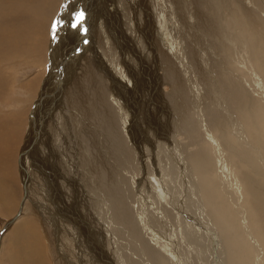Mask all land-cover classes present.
<instances>
[{"label":"rangeland","instance_id":"rangeland-1","mask_svg":"<svg viewBox=\"0 0 264 264\" xmlns=\"http://www.w3.org/2000/svg\"><path fill=\"white\" fill-rule=\"evenodd\" d=\"M90 1L91 0H84L83 2H85V5H89L88 3H90ZM249 1L250 0H227V6H222V10L223 12H225L221 14L225 18L224 21H227V15L228 13H230L231 15H233V18L237 22L236 24L230 23L227 26L228 35H226V37L229 38V41H232V39L240 40V36L239 39L235 38L236 35L240 34V31L244 32L243 38L247 37L248 33H255V30L251 28V24H253L251 21H254L253 19L255 18L252 17L253 19H250V16L245 15L242 10L250 8L253 9L255 13L257 12L256 14H260V12L257 9H254L256 8L255 6L257 4H254L252 0L251 2ZM133 2L135 6L130 9L129 5ZM159 2L160 0H94V5L91 6L90 10L92 11L90 30L88 29L87 33L89 34V43L91 45L93 44L95 48L96 56L94 53H91L92 56H90L91 54L89 50L91 47L88 46V44L86 45L87 49H85L86 47H82L84 50L81 48L82 52L81 50H77L79 49L78 45L81 46V44H83V41L80 42L82 39L80 40L79 38L82 35L86 38V36H84L86 33L83 30L82 25L78 26L77 29H73V31L70 30V24L68 23V21L72 19L71 13L73 11H78V2L76 0H30L29 4L25 7H30L31 10H24L26 14L29 15L28 18L19 17V20H17L19 14L16 12L12 16L15 21L9 20V23H5L6 26H3L4 24H0V62L1 64L4 61L11 63L10 65L0 67V74L2 73L3 75H0V78H3L0 79V86L3 85L0 87V104H2L0 105V113H2L0 114V124L3 125L2 134L0 130V138L2 140L0 141V145L2 146V149L0 151V192L2 191L0 193V229L8 223V226L5 227L0 236V264H30V259L25 254V251L21 249L35 243V240H32L33 237L31 236L32 228L38 235L37 239L42 243L41 249L43 250V257L46 260L45 264H63V262H60L58 260L59 254L63 253L65 249H67L68 251L67 254H71L73 250L77 248L74 247V242L72 240L74 233H81L84 224L88 225V231L90 230L91 233L94 220H101V226H104L105 228L103 233L97 225L98 229L100 230L98 232V234H100V237L97 234V236H94L92 238L91 242L99 246L96 254L93 252V250L82 249L78 251V254H76L77 256L75 255V258L73 260H67L69 261L68 264H80L79 252H83V254L85 255L91 254L89 256H86V259H92V262L98 261L101 264H108L107 262L112 263L119 258L124 262V264H148V259L153 264V259L148 254V251L152 252L151 248L156 250L160 247L162 248L161 255H163L165 258H168L171 264H177L176 257L170 253L176 250V244L180 247V250L181 247H185L183 246L185 245V242L182 241V244V239H180V236L182 234L181 232L184 229L181 228V219L174 213V209H176V206L171 204L169 194H167L168 197H166L165 193H167V190H165V184H167V182L155 181L154 176L158 173L155 170V163L152 160L151 152H154L156 149V153L160 157L161 161L158 163L160 165L164 164L165 166L170 167L173 165V160L176 161L177 159H179L181 161H191L200 159L201 155L199 154L201 152L199 153V149L198 152H196L198 157L195 156L196 159H193L195 155V152L193 151H195V149L197 148H201L200 151H202V155L205 152L209 153V163H207V165L209 166L207 167V172L200 173L199 170L197 171H199V175L204 176L202 181L206 179L209 187L214 192H217L219 196H221V207H218L219 209L214 208L213 206L209 207L211 210L213 209L212 211L214 221L218 228L219 234H221L228 249L234 252V255L239 254L237 251L238 248L241 251L243 250L242 254L238 255L239 261L242 264H264V250L260 253L259 245H257L255 248L252 246V244L254 243L252 237H255L254 230H257L256 224L252 221V217L254 215V212L257 210H262L264 217V206L262 207L263 209L256 208L251 211L250 206L252 205L250 203L244 204L243 202H240L237 197V194H241L242 186H244L245 188V184H249L255 178H261V182L259 185H257L256 183V185L253 187L245 188V192L243 195H241V197L245 201H247L248 198H252V201L260 199L264 203V191L262 189V182L264 183V174L255 176L254 173L251 172L250 166H247L246 169L243 166L239 167V165L243 162H241L237 158H233V156H229L231 157V160L233 158V164H231L230 160H225L224 162H222L223 160L220 159V152L218 151L219 145L215 140V131H218V129L220 128V123L224 121L223 123L226 124V122H228V119L232 118V116L234 115L233 117L236 116L235 118L243 121L242 123H247H244V127H247V129L246 127L244 129L245 131L247 130L246 134L247 136H249L248 142L250 141V143L253 144L248 145V149L250 150L249 152L244 150V153L247 156L243 155L245 157L243 161L251 162V160H253L255 161L254 163L258 164V162L260 161V158L258 157L264 158V99L262 100L261 98V93L262 91H264V83L262 90H259L257 88L258 84H255V79H253L250 75L252 71L251 64L247 61L246 57L245 59L242 57L241 54L243 53L241 52L240 47L234 48L231 42V46L227 42H222L223 47L215 50L211 46L205 45V43L208 45L209 40L204 34L203 35L205 37L203 35H200L199 31L197 33L192 32L193 36L190 44H194L192 48L199 52L197 53V58L195 57L196 60L188 58V55H190L191 53L188 52L190 54H187L185 52V46L178 50L177 53H172L174 55L177 54V60L179 55H187V57L182 60L184 63L181 64L180 62H177L176 66L182 73V76H179V78L184 82L183 89L186 90H182L185 93L184 96L189 101V103L186 105L188 106V109L185 112L187 113V115L190 114L189 123L192 126L191 127L188 123V125L185 127L190 130L189 134H185V129L182 130L183 134L179 133L181 132L179 130L176 131L177 124L174 120L175 115L170 116V118H166L167 116H165L164 112L167 111V107L163 106V101L161 100L162 97L160 95L161 92L156 88L155 78L153 79V77L151 76V73L156 69L160 74L161 72L167 70V61L159 56L158 58L154 59L152 52H144L143 50V48L145 47L144 39L147 40V43L153 40V49L158 46L161 48L163 47L164 50H169V46L167 45V43L163 42L162 45V43L160 42V38L156 37L155 33H158L156 30L157 27L160 33H166L169 42H173L180 37V41H183L184 39V25L182 24L180 19L176 20L178 21V23L174 22L173 19H170L169 17L166 18L163 13L161 15L162 17L164 16V20H168V26H166V23L162 21L163 18L161 16H158L156 9L153 7V4ZM164 2H166L164 4H166L167 7H170V2H168L169 4L166 0H164ZM238 5L243 8L239 13L237 9ZM10 7L11 5H7L8 9ZM80 8L81 6L79 5V10H81ZM167 9L168 8H166V10ZM203 10H205V8ZM144 12H147V14L144 15ZM171 12L177 13L175 11ZM171 12L168 10L169 16H171ZM203 12L205 13L206 11ZM147 15L149 16V18ZM237 15L240 18H238ZM95 16L102 17V19H100V21L97 19L95 20ZM172 17L174 16L172 15ZM92 18H94L93 21ZM261 18L264 17L261 15ZM54 20L64 21L62 25H58L56 31L57 36L55 34V39L53 37L51 28L52 22ZM255 21L257 20L255 19ZM239 24L242 28L239 27ZM164 26L166 27L163 30ZM253 27L259 29L261 33L264 31V26H261L260 24H254ZM100 29L103 31H101ZM152 29L154 31H152ZM20 30H23L26 33L23 38L20 35ZM4 31L7 33V36H9L8 39L2 37V35H5ZM148 31L151 33L152 37L149 35ZM230 31H233L232 34ZM180 33L184 35H181ZM72 38L73 41L71 40ZM77 39L79 41H76ZM67 43H69V46L67 45ZM176 46L178 48V44H176ZM51 48H53V51L51 50L52 52L50 51ZM224 50L230 52L233 51L234 55L230 60L232 64L218 63V60L221 59L225 52ZM79 51L82 54L80 61L78 62L76 60L78 59V54H80ZM50 52L53 56L56 55V57L54 56L53 59H51ZM83 56H87L90 60H92L91 58H94V61H91V64L96 71L97 78H94L96 83L94 84L93 88L91 77L88 79H83V77H81L80 75V69L84 63V60H82ZM190 56H192V54ZM189 59L190 61H194V63H191L192 61L190 62ZM51 61L53 63L50 65ZM186 61H188V65L185 64ZM12 62H14V64ZM27 65L30 66L27 68ZM14 66H16V68ZM48 67L51 71H53L52 75ZM72 68H75L77 70L74 71ZM78 70L80 74H78ZM48 71L50 75H47ZM70 71H72L73 79L68 83L69 85L65 84V86H62L61 82H63L65 77L66 79L68 78ZM155 73L157 72L155 71ZM77 75L80 76V80H78L80 82V86L76 87V91L73 90L71 94H69L70 91L68 88L73 83H77ZM204 75H206V81H204L203 84L202 77L204 78ZM224 75L227 76L228 79H225ZM244 76H247V79H244ZM237 77L239 78V80ZM262 77V75H259L257 80L261 79V81H263L264 77L263 79ZM81 79L83 80V82ZM231 80H237L242 87H249L253 91H251V93L248 95L249 97L247 98V101H245L246 103L244 102L245 106L242 103L243 98L240 95L236 97L238 98L236 99L230 94L229 88H226L227 82H229L230 84L232 82ZM3 81L5 83H3ZM161 82V89L166 90L167 86L163 85V79H161ZM249 84L251 86H249ZM25 88L27 90H25ZM59 90L61 92H59ZM38 92L42 93L43 99L42 104L39 106L40 109H35V111H37L35 112L37 113V119L34 121V125L30 126L31 128H34V130H36L37 137L34 141V152L32 151V149H30L31 153H27V162L25 164L26 167L24 166L30 174L27 179V183L29 182L30 185L28 184L29 186L27 188V194L29 197L27 196V198H25V201L23 202L22 191L24 183L20 174L21 165L20 167L18 165V155L20 154L21 150L19 148L22 146L25 138L27 137L29 123L33 120L34 117L33 111L32 115L30 116V110L34 100L38 97ZM97 92H102V94L98 96L96 94ZM79 97L84 98V100L80 102ZM180 97L181 92L176 95L177 99ZM185 97H182L183 100L186 99ZM76 100L77 102L79 101L78 104H76ZM261 100L263 102H261ZM236 102H238L239 105ZM234 103L236 106L234 105ZM252 104H254V107H252ZM78 105L82 106V108H80ZM250 105L251 107H248ZM259 106L262 109H260ZM259 109L261 110V113H259ZM10 111H12V113ZM9 113L14 118L16 115L18 116H16L15 119L13 118L14 121H11V119L8 118ZM256 113L259 114L257 115ZM113 116L115 119L113 118ZM223 116H225V119L223 118ZM17 117L18 119H20L18 120ZM227 117L228 119L226 120ZM113 119L115 120V122L117 121V124L113 121ZM242 119H246V121ZM84 121L85 124L87 122L86 125L83 124ZM128 121L129 123H127ZM250 121L252 124L250 123ZM92 122L96 123L97 125ZM86 127H88V129ZM113 127L115 128V131L112 132L111 129H113ZM205 127H207L208 129H206ZM117 128L120 129V131H118ZM6 129L8 130L7 133L4 132L7 131ZM46 130H48V132ZM88 130L90 132H87ZM96 130L99 132L94 134V131L97 132ZM212 130L214 131L212 132ZM117 131L119 133H117ZM173 131H175V133ZM52 132L57 133L53 134ZM108 132L112 134L111 137H116L113 135H117L118 137H120L119 140L122 139L121 142L123 148V156L119 154V157H116L117 159L112 158L111 154L109 153L111 152V138H109L110 135ZM97 136L98 138L100 137L98 140ZM187 136L196 137L197 143H190V140L187 138ZM57 137L58 140L53 145L51 143V139H56ZM230 137L233 138H231L229 140L230 142L228 143L234 146V153H240L239 151L243 150L242 147H239L242 141L240 139H235L234 136ZM93 138L95 140H93ZM150 140L153 142H151ZM154 145H156V147ZM61 146L65 147V149L67 148V154H73L75 157H79L80 161L85 159L84 162L82 161L83 164L87 160L92 159L94 155L98 157L99 162L95 161L94 170H96L101 160L102 163H100V165L104 171V175L102 177H104L105 179L102 183H105L104 187L105 185H108V187L103 191V194L98 198L100 200H95L93 198L94 196L92 197L91 195L92 205L89 204V208L85 205V208H82V211V206L80 207L79 203L81 201V198L84 197L83 199H85V196L81 195L82 192H79V199H73L76 200L79 205L77 204V206L75 207L73 205L74 211H72V208H70V206L67 204L66 209L64 210L63 208V212L61 211L63 217L59 212L57 215V211H54L52 209V207L54 206L47 194L49 187H47L46 185H44V187L40 185V183H42L43 181L40 180L39 174L36 173V169L46 170L45 163L42 159L49 157L50 149L52 148L51 150H57L58 147ZM249 146L252 147L250 148ZM31 147L33 148V145ZM225 149L226 148H224L223 151H225ZM89 152H92V154ZM124 152L126 154H124ZM179 152H181V155ZM59 153H61L62 155V150ZM190 153L193 154L190 155ZM226 153L228 155V152ZM107 154L109 155V157ZM182 154L184 155L182 156ZM127 156L128 158H126ZM144 156L150 159H147L148 161H145V163L142 165V161L146 159L144 158ZM32 158L35 160L33 161ZM131 159H133V161ZM55 161H57V159ZM130 161L132 163H130ZM34 162L38 167L34 165ZM67 162H71L72 164H74L75 162L77 163V158L74 159L72 156H69L67 158ZM213 163L215 164L213 165ZM262 163L263 162H261L260 165H262ZM55 164L57 167H62L61 161L57 163L55 162ZM220 166L224 168L225 173L228 170L230 175H226V177L220 170ZM262 166L264 167V165ZM135 167L136 170H133L135 169ZM190 168L192 169V167ZM131 169L133 170V172L135 171L134 174L131 172ZM60 170L63 171V169ZM262 170L264 171V168H262ZM88 171L89 174H92L90 176L94 179L95 175L93 173L95 171ZM102 177L99 176L98 179ZM238 177L242 179L244 178L247 183H241V180L237 179ZM45 178L47 180L44 179L45 182L43 183L48 182V178ZM174 182L175 183L172 188L177 195V191H179L178 183L177 180H174ZM155 183H158L157 185L159 187L157 189H160L161 192L160 203L165 205V201H168L169 205L171 204V206H173V210L169 208V212L172 214L169 217L165 213L161 212L159 208L160 205L158 207L157 205H155ZM99 187L100 182L97 184L98 189ZM162 189H164L165 191ZM40 199L42 200V202H38L41 201ZM77 202H72V204H76ZM20 204H22L23 206ZM243 204L245 205V207L243 208L245 209V211H247V220L249 219L248 227L245 226L243 219H238V215L241 217L243 216V209L241 207ZM43 205L45 206V208L42 210V212L38 213V209L41 210ZM19 206L20 208L23 207V213L25 206L28 207V209H33V212L35 214L39 216L42 215V217L43 215H45L47 218H49L47 220V223L49 225V227H47V230L49 234L51 230L55 232L53 237L50 234V241H47V238L44 236L43 229L40 228L41 226L39 227V222H35L37 220L35 215L32 216L29 213L25 214L26 218L28 216L27 221L33 220L34 222H30V227L28 225H23L25 224V222L22 221V218H20L21 216L18 217V214H20L18 212ZM93 208L100 213V217L98 214H95ZM51 210L54 212V215L50 213ZM68 210H71L72 213L75 212V214L77 215L75 219L84 223L80 224L79 222H77V220L64 216L67 214L65 212H68ZM63 218H67L66 221L68 222V226L71 225L70 232L67 231L68 226L61 224L64 222L62 220ZM58 220H60L61 223ZM56 224L60 226L58 229H56ZM26 226H28L29 228ZM29 231L31 234H29ZM213 231L215 232V230ZM213 231H210V233H214ZM240 231L243 233V236ZM58 232L69 234L68 239L63 238V244H65H62V248H60L59 243H56L57 238L60 239ZM83 236L85 239L84 241L87 244L90 235L84 234ZM80 237L81 235L79 234H77V236L75 235V240ZM172 238H175V242L172 240ZM233 240L236 241L234 242ZM237 242L239 243L237 244ZM88 246H90V244ZM107 247L112 249L113 254L118 255L117 259L109 254L111 253V251ZM52 249L54 251V255L51 254ZM85 255H83L84 258ZM56 260L57 262H55Z\"/></svg>","mask_w":264,"mask_h":264},{"label":"bare ground","instance_id":"bare-ground-1","mask_svg":"<svg viewBox=\"0 0 264 264\" xmlns=\"http://www.w3.org/2000/svg\"><path fill=\"white\" fill-rule=\"evenodd\" d=\"M48 1V0H47ZM78 3V11L79 10V5L81 6V10L84 11L85 13V19L84 21L82 22V27L83 29H85L86 27V31H85V37H83V35L79 38L82 42L83 41V44L78 45L79 49L77 50H81L82 52V49L84 47H86V45L88 44V46H90V54L91 53H94L95 56H96V51H95V48L93 46V44L91 45L89 42H90V39L88 38L89 34L87 33L88 32V29L90 30V24H91V13L92 11L91 10V6L94 5V0H91L90 3H88L89 5H85V2H83L84 0H76ZM167 3L170 2V7H167L166 2H164V0H160V4L159 3H155L153 4L154 8L156 9V12L158 14V16H161V14L165 15L166 18L169 17L170 19H173L174 22H177L176 20L180 19V21L182 22V24L184 25V29H183V32H185V36L183 37V41H180L181 37L178 38L177 40H174L173 42H169L168 41V37L166 36V33H160L158 27L156 28L157 32L158 33H155L156 34V37L160 38V42L162 43L163 45V42L164 43H167V45L169 46L168 49L169 50H164L163 47H156L155 49H153V40L152 41H149L147 43V40L144 39V44H145V47L143 48L144 52H152L153 53V57L154 59L155 58H158L159 57H162V59L166 60L167 61V70L161 72V74L157 71V69L155 70L157 73H155V71H153L151 73V76L153 77V79L155 78V85H156V88L161 92V100L163 101V106H166L167 108V111L164 112L165 113V116H167L166 118H170V116H174L175 115V122H176V131H181L179 133H182V130L185 129V134H189L190 130L185 128L189 121H190V114L187 115V113L185 112L187 109H188V106H186L189 101L187 100V98L184 96V92H183V86H184V82L179 78V76H182V73L180 72V69H178V67L176 66V63L177 62H180L181 64L184 63L182 60L184 58L187 57V55H179L178 56V60H177V54H172L173 52L174 53H177L178 50H180L181 48H183V46H185V52L187 54H192V56L188 55L189 57L188 58H191L192 60H196L197 58V50H194L192 48V46L194 44H190V41H192V36H193V33L194 32H200V35H205L208 40H209V43L208 45L205 43L206 46H211L212 48H214L215 50L216 49H219L221 47H223V43L222 42H227L230 44L231 46V43L232 45L235 47H240L241 48V52L244 54H241L242 57L245 59V57L247 58V61L251 64V77L253 79H255V84L257 83V88L259 90H262L263 88V83H264V80L261 81L260 80H257L258 79V76L259 75H262L264 77V31L261 33L259 31V29H257L256 27H253L254 24H260L261 26H264V18H261V15L264 17V0H252V2L254 4H257L254 8V9H257L260 14H256L254 12L253 9H250V8H247V9H243L241 8L240 5H238L237 9H238V13L242 10L245 15H249L250 16V19L252 17H254L257 21H255V19H253L254 21H251L253 24H251V28L253 30H255V33H252V34H249L248 33V39L247 37L243 38V31H240V34L239 35H236L235 38L239 39V36H240V40H235V39H232V41H229L226 37V35H228V32H227V26L228 24H236L237 22L235 21V19L233 18V15H231L230 13H228L229 15V18H228V15H227V21L225 22V18L221 15L222 13H225L223 12L222 10V6L224 5L225 7L227 6L226 2L227 0H166ZM231 1H234V0H231ZM30 0H0V24H4L3 26H6L5 23H7L9 20H12V21H15L12 16L17 12L19 15H18V19L19 20V17H26L28 18L29 15L26 14V12L24 10H31L30 7H25L29 4ZM247 2V1H246ZM251 2V0L249 1ZM35 3V1H34ZM87 4V2H86ZM169 4V3H168ZM234 4V3H233ZM232 4V5H233ZM7 5H11V7L8 9L7 8ZM129 5V4H128ZM134 2L133 3H130L129 7L130 9H132L134 7ZM160 6V7H159ZM237 6V4H236ZM252 6V5H251ZM205 8V10L202 9ZM247 7V6H246ZM36 8V6H35ZM66 8V7H65ZM166 8H168L166 10ZM157 9H160V10H157ZM33 10V9H32ZM35 10V9H34ZM168 10L171 12V11H175L177 13H172L171 16H169L168 14ZM47 11V10H46ZM203 11H206L205 13ZM31 12V11H29ZM34 13V12H33ZM110 13H111V10H110ZM235 13V12H234ZM254 13V14H253ZM147 14V12H144V15ZM184 17H183V15ZM172 15L174 17H172ZM253 15V16H252ZM38 16V15H37ZM42 16V15H41ZM103 16V15H102ZM107 16V15H106ZM111 16V15H109ZM148 16V15H147ZM34 17V16H33ZM108 17V16H107ZM164 17V16H163ZM162 17V18H163ZM238 17V15H237ZM236 17V18H237ZM149 18V16H148ZM204 18V19H203ZM240 18V17H238ZM94 18H92V21H93ZM99 20L102 19V17H96L95 16V20ZM245 19V18H244ZM249 19V18H248ZM246 20V19H245ZM102 21V20H101ZM164 23H166V26H168V20H162ZM223 21V22H222ZM148 22V21H147ZM173 22V21H172ZM239 22V21H238ZM250 22V21H249ZM9 23V22H8ZM99 23V22H98ZM247 23V22H246ZM109 24V23H108ZM241 24V22H240ZM239 24V27L242 28ZM248 24V23H247ZM174 25V24H173ZM181 25V24H180ZM22 26V25H21ZM89 26V27H88ZM164 26L163 27V30L164 28L166 27ZM232 26V25H231ZM230 26V27H231ZM243 26V25H242ZM247 26V25H246ZM259 26V25H258ZM13 27V26H12ZM30 27V26H29ZM111 27V26H110ZM153 27H154V24H153ZM152 27V28H153ZM238 27V29H239ZM1 28V27H0ZM23 28V27H22ZM32 28V26H31ZM101 28V27H100ZM149 28V27H148ZM170 28V27H169ZM244 28V27H243ZM12 29V28H11ZM71 31H73V29L70 28ZM101 30V29H100ZM131 30V29H130ZM154 30H155V27H154ZM152 29V31H154ZM171 30V29H170ZM175 30V29H173ZM243 30V29H242ZM247 30V29H246ZM252 30V31H253ZM20 35L21 37L23 38L26 33L23 31V30H20ZM29 31V30H28ZM103 31V30H101ZM237 31V30H236ZM235 31V32H236ZM19 32V31H18ZM149 32V31H148ZM150 32H151V29H150ZM149 32V35L152 37L151 33ZM162 32V31H161ZM182 32V33H183ZM193 32V33H192ZM231 32V31H230ZM233 32V31H232ZM231 32V34H232ZM234 32V33H235ZM239 32V31H238ZM57 33V32H56ZM202 33V34H201ZM4 34L5 35H2L3 38H9V36H7V33L4 31ZM36 34V33H35ZM153 34V32H152ZM181 34V33H180ZM172 35V34H171ZM179 35V34H178ZM181 35H184V34H181ZM180 35V36H181ZM196 35V34H195ZM203 35V36H204ZM230 35V34H229ZM57 36V34H56ZM55 36V37H56ZM106 36V35H105ZM155 36V35H154ZM153 36V37H154ZM202 36V37H203ZM204 36V37H205ZM246 36V35H245ZM179 37V36H178ZM201 37V36H200ZM71 38V37H70ZM85 38V39H84ZM195 38V36H194ZM232 38V37H231ZM55 39V38H54ZM53 39V40H54ZM57 39V38H56ZM73 41V38L71 39ZM158 40V39H157ZM203 40V39H202ZM71 41V43H72ZM76 41H79L78 39ZM85 41V42H84ZM9 42V41H8ZM51 42H52V39H51ZM158 42V41H157ZM202 42V41H201ZM231 42V43H230ZM54 43V41H53ZM78 43V42H77ZM147 43V45H146ZM155 43V42H154ZM181 43V44H180ZM193 43V42H192ZM226 43V44H227ZM176 44H178V48L176 46ZM67 45L69 46V43H67ZM71 45V44H70ZM226 46V45H225ZM83 47V48H82ZM82 48V49H81ZM209 48V47H208ZM87 49V47L85 48ZM167 49V48H166ZM193 51H192V50ZM227 49V48H226ZM225 49V50H226ZM232 49V48H231ZM53 51V48L50 49V51ZM84 50V49H83ZM93 50V52H92ZM220 50H223V49H220ZM224 50V51H225ZM51 51V52H52ZM50 52V53H51ZM68 52V51H66ZM65 52V53H66ZM180 52V51H179ZM183 52V51H182ZM190 52V53H188ZM80 53V51H79ZM148 53V54H150ZM221 53V52H220ZM223 53V51H222ZM60 54V52H59ZM63 54V53H62ZM81 54H78L77 56V60L76 61H80V58H81ZM87 54V52H86ZM180 54V53H179ZM182 54V53H181ZM27 55V54H26ZM30 55V54H29ZM50 58L53 59V57L56 55H52V53L50 54ZM212 55V54H211ZM234 55L233 51L230 52V51H225L223 56L221 57V59H217L218 60V63L219 64H222V63H231L230 60L232 58V56ZM88 56V54H87ZM87 56H83L82 60H84L83 62V65L81 67V74L78 70V74L81 75V77H83V79H88L91 77V83H92V88L94 87V84L96 83L95 82V79L94 78H97V75H96V71L94 70L93 68V65L91 64L92 62L91 61H94V58H91L92 60L88 59ZM92 56V54L90 55ZM89 56V57H90ZM76 57V56H75ZM196 57V58H195ZM210 57V56H209ZM217 57V56H216ZM23 58V57H22ZM146 58V57H145ZM20 59V58H19ZM187 60V59H186ZM191 60V61H192ZM212 60V59H211ZM53 61V60H52ZM50 62V65L53 63V62ZM61 61V60H60ZM190 61V59H189ZM190 61V62H191ZM209 61V60H208ZM213 61V60H212ZM15 62V61H14ZM14 62H12L14 64ZM188 61H186V65ZM234 62V61H233ZM76 63V62H75ZM94 63V62H93ZM148 63V62H147ZM191 63H194V61H192ZM239 63V61H238ZM243 63V61H242ZM1 64V62H0ZM11 63L10 62H2V64L0 65V67L2 66H7V65H10ZM12 64V65H13ZM19 64V63H18ZM59 64V63H58ZM232 64V63H231ZM101 65V64H100ZM185 65V67H186ZM234 65V64H233ZM30 66V65H29ZM28 65L26 66L27 68L29 67ZM190 66V65H189ZM208 66V65H207ZM236 66V65H235ZM245 66V65H244ZM247 66V65H246ZM12 67V66H11ZM16 68V66H14ZM13 67V68H14ZM25 67V68H26ZM182 67V65H181ZM188 67V66H187ZM199 67V66H198ZM226 67V66H225ZM239 67V66H238ZM238 67H237V70H238ZM248 67V66H247ZM49 68V67H48ZM79 68V67H78ZM110 68V67H109ZM150 68H151V65H150ZM158 68V67H157ZM232 68V66H231ZM249 68V67H248ZM1 69V68H0ZM73 69V68H72ZM188 69V68H187ZM207 69V68H206ZM219 69V67H218ZM15 70V69H14ZM13 70V71H14ZM18 70V69H17ZM50 70V68H49ZM55 70V69H54ZM60 70V69H59ZM74 71H76L77 69H73ZM107 70V69H106ZM216 70V69H215ZM247 70V69H246ZM249 70V69H248ZM212 71V70H211ZM242 71V70H241ZM2 72V71H1ZM52 72L50 70V73L52 75ZM4 73V72H3ZM69 73V72H68ZM208 73V72H207ZM8 74V73H7ZM2 75V73L0 74ZM50 75V74H49ZM157 75V76H156ZM209 75V74H208ZM239 75V74H238ZM3 76V75H2ZM156 76V77H155ZM225 76V75H224ZM243 76V75H242ZM12 77V76H11ZM49 77V76H48ZM151 77V78H152ZM249 77V76H248ZM262 77V79H263ZM215 78V77H214ZM213 78V79H214ZM238 78V77H237ZM236 78V79H237ZM261 78V77H260ZM0 79H3V78H0ZM5 79V78H4ZM63 79V78H62ZM73 79V76H72V71H70L69 75H68V78L66 79V77L64 78L63 82H61L62 86L65 84L66 85H69L68 83ZM75 79V78H74ZM158 79V80H157ZM161 79H163V85L167 86L166 87V90H163L161 89L160 85L162 84L161 82ZM225 79H228L227 76H225ZM244 79H247V76H244ZM252 79V80H253ZM13 80V78H12ZM49 80V79H48ZM80 80V76L77 75L76 77V81L77 83H73L68 89L70 91L69 94H71V92L74 90L76 91L78 86H80V82L78 81ZM82 80V79H81ZM202 80H203V84H204V81H206V75H204V78L202 77ZM239 80V78H238ZM242 80V79H241ZM232 81V80H231ZM245 81V80H244ZM7 82V81H6ZM83 82V80H82ZM248 82V81H247ZM3 83H5L3 81ZM2 83V84H3ZM13 83V81H12ZM31 83V82H30ZM33 83V82H32ZM242 83V82H241ZM244 83V82H243ZM249 83V82H248ZM45 84V83H44ZM90 84V83H89ZM99 84V83H98ZM124 84V83H123ZM206 84V83H205ZM214 84V83H213ZM216 84V83H215ZM26 85V84H25ZM3 86V85H1ZM0 86V87H1ZM222 86V85H221ZM249 86H251L249 84ZM32 87V86H30ZM44 87V86H43ZM224 87V85H223ZM226 88H229V92L230 94L232 95V97H238L239 95L243 98L241 101L242 103L244 104L245 101H247V98L249 97L248 95L251 93V89L249 87H242L240 83H238V81L236 80H233L230 84L229 82H227V86ZM61 89V88H60ZM183 89V90H182ZM25 90H27L25 88ZM29 90V89H28ZM186 90V89H185ZM184 90V91H185ZM255 90V89H254ZM1 92V90H0ZM59 92H61L59 90ZM78 92V91H77ZM181 92V97L180 98H176V95ZM253 92V91H252ZM80 93V92H79ZM104 93V92H103ZM166 93V94H165ZM98 96L102 94V92H97L96 93ZM253 94V93H252ZM40 95V97H37V98H40L39 100V103H38V107L37 109L39 108V106L42 104V93L41 92H38V96ZM105 95V94H104ZM255 95V94H254ZM74 96V95H73ZM0 97H1V94H0ZM70 97V96H69ZM182 97H185L186 99L183 100ZM37 98L35 100H37ZM165 98V99H164ZM216 98V97H215ZM240 98V97H239ZM253 98V97H252ZM260 98V97H259ZM261 98L262 100L264 99V91H262L261 93ZM219 99V98H218ZM238 99V98H236ZM258 99V98H257ZM34 100V101H35ZM79 100L80 102L84 100V98L82 97H79ZM251 100V99H250ZM261 100V102H263ZM237 101V100H236ZM255 101V100H254ZM32 102V101H31ZM239 102V101H238ZM238 102H236L238 104ZM79 101L77 102L76 100V104H78ZM206 103V102H205ZM246 103V102H245ZM242 104V106H243ZM256 104V103H255ZM2 105V104H0ZM191 105V104H190ZM235 105V103H234ZM239 105V104H238ZM254 104H252V107ZM263 105V104H262ZM79 106V105H78ZM236 106V105H235ZM245 106V104H244ZM247 106V104H246ZM3 107V106H2ZM1 107V108H2ZM80 108H82V106H79ZM241 107V106H240ZM248 107H251L248 106ZM221 108V107H220ZM238 108V107H237ZM260 108V106H259ZM4 109V107H3ZM36 109V108H35ZM35 109L33 110V120L30 121L29 123V127H28V132H27V137L25 138V141L23 142L22 146L19 148L21 149L20 150V154L18 155V165L20 167L21 165V171H20V174L22 176V179H23V197H22V201L24 202L25 201V198H27L28 196V192H27V188L28 186L30 185L29 182L27 183V179H28V176L30 175L28 170H26V162H27V153H31L30 149H32V151L34 152V141L36 140V137H37V133H36V130H34V128H31L30 126H33L34 125V121L37 119V116L35 112ZM40 109V108H39ZM227 109V108H226ZM240 109V108H239ZM262 109V108H260ZM259 109V110H260ZM1 110V109H0ZM5 110V109H4ZM228 110V109H227ZM255 110V109H254ZM12 113V111H10ZM84 112V111H83ZM258 112V111H257ZM264 112V111H263ZM262 112V114H263ZM16 113V112H14ZM21 113V112H20ZM235 113V112H234ZM261 113V110L260 112ZM258 113V114H259ZM2 114V113H0ZM53 114V113H52ZM226 114V113H225ZM246 114V113H245ZM257 114V113H256ZM257 114V115H258ZM8 118L11 119V121H14L13 120V116L10 115V113L8 114ZM76 115V114H75ZM78 115V113H77ZM219 115V114H218ZM254 115V113H253ZM2 116V115H1ZM15 116V114H14ZM18 116V115H16ZM15 116V118H16ZM22 116V115H21ZM81 116V115H80ZM83 116V115H82ZM86 116V115H84ZM226 116V115H225ZM223 116V118L225 117ZM229 116V115H228ZM234 116V115H233ZM228 119V117L226 118V120L228 119V122L223 123H220V128L218 129V131H215V140L216 142L218 143V151L220 152L219 156H220V159H222L224 162L225 160H230L231 164H233L232 160L233 158H237L238 160H240L241 163L239 165V167L243 166L245 169L247 166H250L251 168V172L254 173V175H260V174H264V171L262 170V168H264L262 165H264V158L263 157H258L260 158V161L257 163H254L255 161L251 160V162H245L243 161L244 160V156H247L245 153H244V150L249 152L250 150L248 149V145H253L252 143H250V141L248 142V137L247 134H246V131H245V127H244V123H242L243 121L241 120H238L237 118L233 117ZM256 116V115H255ZM254 116V117H255ZM20 117V116H19ZM79 117V116H78ZM222 117V116H220ZM263 117V116H262ZM5 118V117H4ZM7 118V119H8ZM14 118V119H15ZM21 118V117H20ZM19 118V119H20ZM83 118V117H81ZM87 118V117H86ZM114 118V116H113ZM2 119V118H1ZM18 119V117H17ZM18 119V120H19ZM74 119V118H73ZM85 119V117H84ZM115 119V118H114ZM113 119V121L115 122V120ZM225 119V118H224ZM222 119V120H224ZM249 119V118H248ZM258 119V118H257ZM4 120V119H3ZM6 120V119H5ZM78 120V119H77ZM81 120V119H80ZM91 120V119H90ZM218 120V118H217ZM242 120H245L246 119H242ZM260 120V118H259ZM87 121V120H86ZM112 121V120H110ZM137 121V120H136ZM220 121V120H219ZM254 121V120H252ZM4 122V121H3ZM77 122V121H76ZM88 122V121H87ZM86 122V124H87ZM90 122V121H89ZM117 122V121H116ZM115 122V123H116ZM217 122V121H215ZM256 122V121H255ZM260 122V121H259ZM82 123V121H81ZM80 123V124H81ZM94 123V122H92ZM91 123V124H92ZM113 123V122H112ZM114 123V124H115ZM129 123V121L127 122ZM209 123V122H208ZM251 123V121H250ZM257 123V122H256ZM255 123V124H256ZM77 124V123H76ZM85 124V121L84 123ZM85 124V125H86ZM90 124V126H91ZM96 124V123H94ZM99 124V123H98ZM117 124V123H116ZM190 124V123H189ZM247 124V123H246ZM252 124V123H251ZM93 125V124H92ZM97 125V124H96ZM211 125V124H210ZM216 125V124H215ZM2 124H0V130H1V134H2ZM94 126V125H93ZM115 126V125H114ZM191 126V124H190ZM206 126V125H205ZM217 126V125H216ZM250 126V125H249ZM252 126V125H251ZM263 126V125H262ZM83 127V126H82ZM97 127V126H96ZM112 127V125H111ZM192 127V126H191ZM88 129V127H86ZM90 128V127H89ZM95 128V127H93ZM206 129H208L207 127H205ZM85 129V128H84ZM82 129V130H84ZM86 129V130H87ZM118 129V128H117ZM193 129V128H192ZM247 129V127H246ZM7 130V129H6ZM52 130V129H51ZM90 130V129H89ZM87 131V132H90V131ZM99 130V129H98ZM102 130V129H101ZM108 130V129H106ZM195 130V129H194ZM198 130V129H197ZM210 130V129H209ZM12 131V130H11ZM9 131V132H11ZM48 132V130H46ZM97 131V130H96ZM111 131H115V128L113 127V129H111ZM118 131H120V129H118ZM117 131V133H119ZM203 131V130H202ZM214 130H212L213 132ZM254 131V130H253ZM4 132H8L7 131H4ZM99 131L95 132L94 131V134L95 133H98ZM103 132V131H101ZM107 132V131H106ZM175 133V131H173ZM211 132V131H210ZM53 134L54 133H57V132H52ZM109 133V132H108ZM208 133V132H207ZM59 134V133H58ZM101 134V133H100ZM50 135V134H49ZM90 135V134H89ZM110 137L111 138V152H109L111 154V157L112 158H116V157H119V154L121 156H123V148H122V139L119 140L120 137H118L117 135H113V136H116V137H111L112 134H110ZM108 135V136H109ZM119 135V134H118ZM94 136V135H92ZM90 136V137H92ZM100 136V135H99ZM173 136V135H172ZM171 136V137H172ZM176 136V135H175ZM230 136H234L235 139H240L242 141L241 145L239 146L240 148L242 147L243 150L242 151H239L240 153L238 154H235L234 151H233V148L234 146H232V144L228 143L230 142L229 140L233 137H230ZM59 137V136H58ZM58 137L56 139H51V143L54 145L55 142H57L58 140ZM84 137H87V136H84ZM107 137V136H106ZM118 137V138H117ZM5 138V137H4ZM51 138V137H50ZM100 138V137H99ZM98 136H97V140L99 139ZM187 138L190 140V143H197V138L194 137V136H187ZM11 139V138H10ZM263 139V137H262ZM91 140V139H90ZM93 140H95L93 138ZM108 140V139H107ZM0 141L1 138H0ZM151 141V140H150ZM182 141V140H181ZM88 142V141H87ZM153 142V141H151ZM183 142V141H182ZM189 142V141H187ZM215 142V143H216ZM240 142V141H239ZM89 144V143H88ZM189 144V143H188ZM237 144V143H236ZM33 145V148L31 147ZM87 145V144H86ZM92 145V144H91ZM114 145V146H112ZM239 145V144H238ZM89 146V145H88ZM107 146V145H106ZM156 147V145H154ZM188 146V145H187ZM87 147V146H86ZM85 147V148H86ZM93 147V146H92ZM215 147V146H214ZM250 147V146H249ZM252 147V146H251ZM250 147V148H251ZM46 148V147H45ZM56 148V147H54ZM95 148V147H94ZM104 148V147H103ZM161 148V146H160ZM158 148V149H160ZM188 148V147H187ZM225 149L226 152H228V155L225 151H223V149ZM2 149V146L0 145V151ZM52 149V148H51ZM50 149V154H49V157L45 158V159H42L45 163V166H46V170H40V169H36V173L39 174V177H40V180H42L43 182L44 179H46L45 177L48 178V182L47 183H40L41 186L44 187V185H46L47 187H49L48 191H47V194H48V197H50L52 203H53V206L52 209L54 211H57V215H58V212L61 214V211L62 209L64 208V210L66 209L67 207V204L70 206V208H72V211H74V207L77 206L78 202L76 200H73V199H79L80 195H79V192L85 196V199L81 198V201H80V207H81V211H82V208H85V205L89 208V204L92 205V198H91V195L92 197L99 201L100 199H98L102 194H103V191L108 187V185L104 187V184L102 182H104L103 180L104 177H102L104 175V171L103 169L101 168V165L100 163L101 160H100V163L98 164L96 170H94V165H95V161L99 162L98 161V157H96L95 155L92 157V159H89L87 160L84 164L82 163V161L84 162L85 159H83L82 161L79 160V157H75L73 154L72 155H69L67 154V148L65 149V147H58V149H53L51 150ZM62 150V155L61 153H59L60 151ZM155 149V148H154ZM198 149H199V155L200 156V159H197V160H191V161H181L179 159H177L176 161L173 160V165L170 166V167H167L165 166L164 164L163 165H160L158 162H161L160 161V157L158 156V154L156 153V149L155 151L151 152V157H152V160L154 161L155 163V170L158 174H156L154 176L155 178V181H166L167 184H165V190H167L165 193L166 194V197H168L167 194H169L170 196V199H171V204L172 205H175L176 206V209H174V213L175 215H178V217L181 219L182 221V226L181 228H183L184 230L180 233L181 236H180V239L181 242L184 241L185 246L184 248L181 247V250H180V247L176 244V250H174L173 252H171L170 254H173L175 257H176V263L177 264H242L240 261H239V258H238V255L239 254H242L243 250L241 251L238 247V255H234L233 251H231L230 249H228L227 245L225 244L224 242V239L222 238L221 234H219V231H218V228L215 224V221H214V216H213V209L211 210L209 207L210 206H213L214 208H220L221 206V196H219L217 194V192H214L210 187H209V184H207V180L205 179L204 181H202V179L204 178V176H201L199 175V171L200 173H206L207 172V167L209 165H207V163H209V153H205L202 155V151L201 148H197L195 149V155L193 157V159L197 156L196 152H198ZM212 149V148H211ZM6 150V149H5ZM4 150V151H5ZM93 150V149H92ZM107 150V148H106ZM239 150V149H238ZM54 151V153H53ZM90 151V150H89ZM162 151V150H161ZM102 152V150H101ZM108 152V151H107ZM160 152V151H159ZM212 152V151H211ZM210 152V153H211ZM8 153V152H7ZM92 154V152H89ZM130 153V152H129ZM163 153V152H162ZM178 153V152H177ZM180 155H181V152H179ZM75 154V152H74ZM124 154H126L124 152ZM193 153H190V155H192ZM218 154V153H217ZM235 154V155H234ZM242 154V155H241ZM54 155V156H53ZM104 155V154H103ZM108 155V154H107ZM184 154H182L183 156ZM189 155V154H187ZM244 155V156H243ZM37 156V155H36ZM69 156H72L74 159L77 158V163L75 162L74 164H72L71 162H67V158ZM229 156H233L232 160H231V157ZM262 156V155H261ZM43 157V156H42ZM109 157V155H108ZM174 157V156H173ZM198 157V156H197ZM212 157V156H211ZM104 158V157H103ZM128 158V156L126 157ZM144 159L142 161V165L145 163V161H148L147 159H150L146 156H144ZM253 158V157H252ZM257 158V157H256ZM33 159V158H32ZM57 159V161H55ZM117 159V158H116ZM134 159V158H133ZM133 159H131L133 161ZM164 159V158H163ZM188 159V158H187ZM21 160V161H20ZM35 159H33L34 161ZM126 160V159H124ZM42 161V162H43ZM59 162L61 161L62 162V167H57L55 162ZM129 162V160H128ZM191 162V163H190ZM221 162V161H220ZM262 163V165H260V163ZM30 163V162H29ZM127 163V161H126ZM125 163V165H126ZM130 163H132L130 161ZM245 163V164H244ZM215 163H213L214 165ZM34 165L37 166L34 162ZM104 165V164H103ZM122 165V164H121ZM134 165V164H133ZM221 165V164H220ZM25 166V167H24ZM130 166V165H129ZM132 166V165H131ZM137 166V165H136ZM154 166V165H153ZM165 166V167H163ZM211 166V165H210ZM30 167V166H29ZM38 167V166H37ZM123 167V166H122ZM141 167V166H140ZM192 167V169L190 168ZM213 167V166H212ZM262 167V168H261ZM44 168V167H43ZM54 168V169H53ZM130 168V167H129ZM128 168V169H129ZM173 168V170H172ZM220 170L224 173V175H230V173L228 172V170L226 171L225 173V170L222 166L219 167ZM56 169V170H55ZM60 169H63L60 170ZM71 169V170H70ZM125 169V168H124ZM127 169V168H126ZM55 170V171H54ZM88 170H91V171H95L93 174L95 175V178L93 179L90 175L92 174H89V171ZM130 170V169H129ZM132 170V169H131ZM133 170H136V167L135 169ZM133 170L131 171L133 174ZM199 170V171H197ZM126 171V170H125ZM213 171V170H212ZM129 172V171H128ZM130 172V173H131ZM216 172V171H215ZM7 173V172H6ZM102 173V174H101ZM131 173V174H132ZM3 174V173H2ZM206 175V174H204ZM58 176V177H57ZM102 177V178H99L98 177ZM214 177V176H213ZM227 177V176H226ZM71 178V180H70ZM215 178V177H214ZM253 178V176H252ZM255 178V177H254ZM238 180H241V183H247V181L244 180V178H240L238 177L237 178ZM38 180V179H37ZM47 180V179H46ZM174 180H177V183H178V189L179 191H177V195L176 193L174 192L173 190V186H174ZM228 181V180H227ZM40 182V181H39ZM100 182V187L99 189L97 188V184ZM217 182V181H216ZM219 182V181H218ZM229 182V181H228ZM261 182V178H258V179H254L252 180L249 184H245V188H249V187H253L256 185H259ZM71 183V184H70ZM163 183V182H162ZM230 183V182H229ZM8 184V183H7ZM29 184V185H28ZM156 185V190H155V193H156V197H155V202L157 205V207L159 206L160 210L162 213H165L168 217L170 215H172L170 212H169V208L171 210H173V206H171V204L169 205V202L168 201H165V205L164 204H161L160 201H161V196H160V189H157L159 186L157 185L158 183H155ZM233 185V184H232ZM262 189L264 191V183L262 182ZM45 186V187H46ZM94 187V188H93ZM42 188V187H41ZM245 188L244 186H242L241 188V194H237V197H238V200L240 202H243L244 204L246 203H250L252 206H250V210L253 211V209H256V208H259V209H263L262 207L264 206V203L258 199V200H254L252 201V198H248L247 201H245L241 195L244 194L245 192ZM243 189V190H242ZM20 190V189H19ZM45 190V189H44ZM164 190V189H162ZM164 190V191H165ZM32 191V190H31ZM243 191V193H242ZM2 192V191H1ZM0 192V193H1ZM5 192V191H4ZM43 192V191H42ZM84 192V193H83ZM169 192V193H168ZM248 192V191H247ZM31 193V192H30ZM164 193V192H163ZM6 194V193H5ZM8 194V193H7ZM14 194V193H13ZM46 194V195H47ZM30 195V194H29ZM41 196V195H40ZM219 196V198H218ZM29 197V196H28ZM87 197V198H86ZM6 198V197H5ZM7 199V198H6ZM5 199V200H6ZM16 199V198H15ZM14 199V200H15ZM18 199V198H17ZM32 199V198H31ZM48 199V198H47ZM46 199V200H47ZM103 199V198H102ZM101 199V200H102ZM3 200V199H2ZM13 200V201H14ZM41 200V199H40ZM50 201V200H49ZM94 201V200H93ZM38 202H42L41 201H38ZM46 202V201H45ZM72 202H77L76 204H72ZM85 202V203H84ZM187 202V203H186ZM6 203V202H4ZM37 203V202H36ZM62 203V204H60ZM101 203V202H100ZM163 203V201H162ZM186 203V204H185ZM28 204V203H27ZM78 204V205H79ZM242 205V209H243V216H239L238 215V219H243V222L245 224L246 227H248V220H247V211H245V209L243 207H245V205ZM22 205V204H20ZM74 205V207H73ZM98 205V204H97ZM23 206V205H22ZM26 206V205H25ZM24 206V213H23V207L20 208L19 206V213L18 214V217L21 216L20 218H22V221L25 222V224H23L24 226L25 225H30L31 223H33L34 221L31 220V221H27V218L25 216V214L29 213L31 214L32 216H36V223L39 222V227L41 229H43V232H44V236L47 238V241H50L49 239V236L50 234L54 235V231L51 230L50 234L47 230V227H49L48 223H47V220L49 218H47L45 215H42L39 216L37 214H35L33 211V209H28V207H25ZM63 206V207H62ZM171 206V207H170ZM11 207V206H10ZM99 207V206H98ZM45 208V206L43 205L42 206V209L39 210L38 209V213L42 212V210ZM78 208V207H77ZM218 208V209H219ZM79 209V208H78ZM91 209V208H90ZM94 209V208H93ZM92 209V210H93ZM21 210V211H20ZM71 210H68V212H65L67 213L66 215L64 216H67L68 218H71V219H74V220H77L75 219V217H77V215L75 214V212L72 213ZM78 211V210H77ZM95 211V214H98L99 217L101 216L99 212L96 211V209H94ZM220 211V210H219ZM37 212V211H36ZM63 212V211H62ZM80 212V211H79ZM50 213L52 215H54V212L51 210ZM70 213V214H69ZM28 214V215H29ZM91 214V213H90ZM180 214V215H179ZM16 215V214H15ZM79 215V214H78ZM56 216V214H55ZM62 216V214H61ZM94 216V215H93ZM17 217V219H18ZM63 217V216H62ZM79 217V216H78ZM172 217V216H171ZM97 218V216H96ZM105 218V217H104ZM174 218V217H173ZM67 218H63L62 221L63 223H61L60 220H58L61 224L63 225H67V221H66ZM179 219V220H180ZM15 220V219H14ZM33 221V222H32ZM252 221L256 224V227H257V230H254V235L255 237H252L254 243L252 244V246L255 248L257 245H259L260 247V253L261 251L264 250V217H263V211L262 210H257L254 212V215L252 217ZM31 222V223H30ZM77 222H79L80 224H83L84 222H81L79 220H77ZM10 223V222H9ZM28 223V224H27ZM235 223V222H234ZM233 223V225H234ZM236 224V223H235ZM102 230V232L104 233V226H101V220L97 221V220H94L93 222V226H92V230H91V233H90V230L88 231V228H87V224H84V227L82 228V232L79 233V232H75L74 235H73V242H74V247H77L73 250V252L71 254H67V249H65L63 251V253L59 254L58 256V260L60 262H63V264H68L69 261L67 260H73L75 257L76 254H78V251L82 250V249H89V250H93V252L96 254V251L97 249L99 248V246H97L95 243H92V238L94 236H97L98 232L100 231L98 229V227ZM8 226V223L5 224L1 229H0V236L2 234V232L4 231L5 227ZM23 226V227H24ZM26 226V227H28ZM71 226V225H70ZM70 226L67 227V231L70 232L71 231V228ZM164 226V225H163ZM21 227V226H20ZM30 227V226H29ZM28 227V228H29ZM60 226H58L56 224V229H58ZM189 227V228H187ZM235 227V226H234ZM233 227V228H234ZM22 228V227H21ZM231 228V227H230ZM15 229V228H14ZM237 229V228H236ZM215 230V232L213 231ZM241 230V229H239ZM249 230V229H248ZM40 231V230H39ZM210 231H213L214 233H210ZM237 231V230H236ZM235 231V232H236ZM243 231V230H242ZM14 232V231H13ZM12 232V233H13ZM101 232V233H102ZM106 232V231H105ZM241 232V231H240ZM246 232V231H245ZM184 233V234H183ZM234 233V232H233ZM242 233V232H241ZM29 234L30 231H29ZM42 234V233H41ZM66 234V236H65ZM77 234L81 235L80 238H77L75 240V235L77 236ZM84 234H87V235H90L89 236V241H87V244L85 243V239H84ZM248 234V233H247ZM246 234V235H247ZM5 235V234H4ZM10 235V234H9ZM28 235V234H27ZM40 235V234H39ZM43 235V234H42ZM58 235H59V238H57L56 240V243H59L60 244V248H62V244H63V240L66 238L68 239L69 238V234L68 233H63V232H58ZM99 237H100V234H98ZM216 235V236H215ZM11 236V235H10ZM31 236L33 237L32 240H35V243L33 245H30V246H26L24 248H22L21 250L25 251V254L28 256V258L30 259V264H45V259H44V255H43V250L41 249V246H42V243L37 239L38 235L37 233L35 232V230L32 228V234ZM242 236H243V233H242ZM245 236V235H244ZM36 237V238H35ZM171 237V236H170ZM237 237V236H236ZM3 238V237H2ZM30 238V237H29ZM64 238V239H63ZM166 239V238H165ZM169 239V238H168ZM229 239V237H228ZM101 240V239H100ZM172 240L175 242V238H172ZM240 240V239H239ZM30 241V240H29ZM172 241V242H173ZM234 241V240H233ZM236 241V240H235ZM234 241V242H235ZM110 242V241H109ZM177 242V241H176ZM187 242V244H186ZM164 243V242H163ZM167 243V242H166ZM178 243V242H177ZM239 242H237L238 244ZM65 244V243H64ZM63 244V245H64ZM90 244V246H88ZM98 244V243H97ZM112 244V242H111ZM171 244V243H170ZM183 244V242H182ZM181 244V245H182ZM172 245V244H171ZM250 245V244H249ZM57 246V245H56ZM71 246V245H70ZM173 246V245H172ZM241 246V245H240ZM20 247V246H19ZM247 247V246H246ZM109 248V247H107ZM151 248V247H150ZM169 248V247H168ZM111 253V256L114 257V258H118V255L117 254H113L112 253V249L109 248ZM166 249V248H165ZM20 250V251H21ZM62 250V249H61ZM184 250V251H183ZM251 250V249H250ZM22 251V252H23ZM72 251V250H71ZM151 251L152 252H149L148 251V254L150 255V257L153 259V264H171V262L169 261L168 258H165L163 255H161V252H162V248L160 247L159 249H153L151 248ZM176 251V252H175ZM107 252V251H106ZM87 253V252H85ZM92 253V252H91ZM18 254V253H17ZM51 254L54 255V251L53 249L51 250ZM258 254V253H257ZM83 252H79V263L80 264H101L100 262L96 261V262H92V259H86V256H89L91 254H88V255H85V258L83 257ZM137 255V254H135ZM142 255V254H140ZM77 256V255H76ZM144 256V255H142ZM22 258V257H21ZM111 260V259H110ZM109 260V261H110ZM95 261V260H94ZM57 262V260L55 261ZM72 262V261H71ZM108 264H110L111 262H107ZM147 263L148 264H152L149 259L147 260ZM49 264V263H48ZM75 264V263H74ZM111 264H124V262L119 258L117 260H115V262L113 261Z\"/></svg>","mask_w":264,"mask_h":264},{"label":"snow or ice","instance_id":"snow-or-ice-1","mask_svg":"<svg viewBox=\"0 0 264 264\" xmlns=\"http://www.w3.org/2000/svg\"><path fill=\"white\" fill-rule=\"evenodd\" d=\"M71 17H72V19L70 21H68V23L70 24V28L71 29H77L78 26L82 25V22L85 19V13L82 10L73 11L71 13ZM63 23H64L63 20H59V21L54 20L52 22L51 28H52V33H53V37L54 38H55V34H56V31H57L58 25H62ZM83 30L86 31L87 29L85 28Z\"/></svg>","mask_w":264,"mask_h":264},{"label":"water","instance_id":"water-1","mask_svg":"<svg viewBox=\"0 0 264 264\" xmlns=\"http://www.w3.org/2000/svg\"><path fill=\"white\" fill-rule=\"evenodd\" d=\"M49 74V71L47 72V75ZM46 75V76H47ZM38 97H40V96H38ZM40 98H37V100H35L34 102H33V104H32V107H31V110H30V116L32 115V111L35 109V108H37L38 107V103H39V100Z\"/></svg>","mask_w":264,"mask_h":264}]
</instances>
